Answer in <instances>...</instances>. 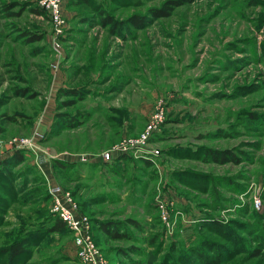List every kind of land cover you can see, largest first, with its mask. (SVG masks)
Returning a JSON list of instances; mask_svg holds the SVG:
<instances>
[{"label": "rangeland", "instance_id": "1", "mask_svg": "<svg viewBox=\"0 0 264 264\" xmlns=\"http://www.w3.org/2000/svg\"><path fill=\"white\" fill-rule=\"evenodd\" d=\"M62 8L56 27L38 0H0V157L23 155L0 177V264H80L68 232L33 235L55 218L50 185L91 220L108 264H264V0ZM155 120L157 154L101 160ZM36 149L57 155L46 175Z\"/></svg>", "mask_w": 264, "mask_h": 264}, {"label": "built area", "instance_id": "2", "mask_svg": "<svg viewBox=\"0 0 264 264\" xmlns=\"http://www.w3.org/2000/svg\"><path fill=\"white\" fill-rule=\"evenodd\" d=\"M65 0H38L39 6L44 10L50 22L56 27L64 24L63 2ZM159 118L161 116H158ZM156 121L147 125L144 133L135 139H124L118 145L103 151L100 154L102 161H113L114 159L128 155L135 157H147L148 153L157 154L158 151H150L146 146V136L156 127ZM20 147H35L29 141L18 143ZM37 150V149H36ZM37 155L39 159L38 166L41 163L57 158L55 155L49 154L47 151L38 149ZM42 159V161L40 160ZM49 194L52 198L51 213L58 217L68 230L71 245L74 250L75 257L80 264H108L101 248L96 244L91 231V220L83 213L78 212L77 205L73 201L71 195L64 191L59 185H50ZM257 201L255 202V204ZM157 208L161 212V218L169 224V211H173V200L160 197L157 200Z\"/></svg>", "mask_w": 264, "mask_h": 264}, {"label": "trees", "instance_id": "3", "mask_svg": "<svg viewBox=\"0 0 264 264\" xmlns=\"http://www.w3.org/2000/svg\"><path fill=\"white\" fill-rule=\"evenodd\" d=\"M166 8H171V7H163V9L161 10V13L164 15H168L169 11L166 10ZM160 12V11H158ZM159 17V15H157ZM133 22L136 24H139L140 22L136 19V17L133 19ZM74 124V125H71ZM65 125H68L69 127L71 126H75V122L74 121H68ZM208 155H210V157L212 158V160H215L217 162H225L226 160L232 158L230 155L226 154L227 152H218V151H214V150H208ZM131 158L128 155H122L118 158H116V160L113 162H119L122 163L124 158ZM14 159V160H13ZM13 162H15L16 164L20 163L23 159V155L20 154L19 152L17 153V157L13 158ZM234 159V158H232ZM7 159H3L0 160V177L3 176V174H7L5 173V167L7 165H10L12 160L7 161ZM15 165V164H14ZM51 216L55 217L53 218V220L51 221L52 224L48 225H41L38 229H36L33 235H38V234H42V233H62V232H68V230L66 229L64 223L55 215L50 214ZM46 222V221H45ZM104 231L108 234V236L112 239H121L124 237H127L126 233L123 232H119L117 231V229H115L113 226H108V227H103ZM23 241L22 240H15L13 242V244H11V246L9 247V249H7L6 251H8V254L11 258L15 259L17 256H19L22 252H23V245H22ZM97 244V243H96ZM135 252H139V249L135 248ZM254 256H258L260 254V251H254L253 252Z\"/></svg>", "mask_w": 264, "mask_h": 264}, {"label": "crops", "instance_id": "4", "mask_svg": "<svg viewBox=\"0 0 264 264\" xmlns=\"http://www.w3.org/2000/svg\"><path fill=\"white\" fill-rule=\"evenodd\" d=\"M3 157L1 156L0 157V160L2 159ZM46 162H43V163H41V166L39 167L40 168V170L42 171V173L43 174H47L46 172H47V170L45 169V167H46ZM48 169H49V166H48ZM48 176V175H47ZM54 234H56V233H54ZM69 238V237H68ZM69 244H70V248H71V250H72V252L74 253V250H73V247H72V245H71V242H70V238H69ZM74 258H75V254H74ZM77 260V259H76Z\"/></svg>", "mask_w": 264, "mask_h": 264}]
</instances>
